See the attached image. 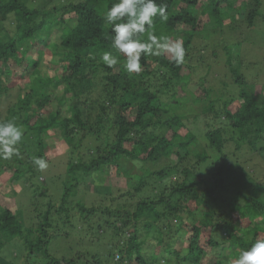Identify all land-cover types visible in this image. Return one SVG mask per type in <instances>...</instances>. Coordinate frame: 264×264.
Returning <instances> with one entry per match:
<instances>
[{
  "label": "trees",
  "instance_id": "16d2710c",
  "mask_svg": "<svg viewBox=\"0 0 264 264\" xmlns=\"http://www.w3.org/2000/svg\"><path fill=\"white\" fill-rule=\"evenodd\" d=\"M252 1L251 27L261 0H157L167 5L168 20L157 16L149 30L179 38L186 55L177 64L170 54H142L141 71L129 74L103 19L118 0H0V97L17 90L0 121L24 129L20 155L0 159V169L34 192L36 220L24 225L0 198V264H16L1 252L19 238L28 249L23 264L38 257L42 264H231L264 239V176L254 178L264 171V87L240 73L243 43L222 46L221 59L220 49L194 48ZM203 46L212 56L201 54L197 64ZM105 51L119 63L105 65ZM244 146L246 160L236 154ZM37 156L60 160L66 172L59 205L32 163ZM161 161L160 170L146 165ZM134 162L143 164L135 175ZM89 178L120 193L113 207L75 200L93 191ZM246 182L249 192L241 188ZM135 198L141 201L132 211ZM188 209L190 216L202 211L193 223L184 218ZM223 209L229 220L217 224ZM76 216L99 251L58 259L50 243Z\"/></svg>",
  "mask_w": 264,
  "mask_h": 264
},
{
  "label": "rangeland",
  "instance_id": "374dc122",
  "mask_svg": "<svg viewBox=\"0 0 264 264\" xmlns=\"http://www.w3.org/2000/svg\"><path fill=\"white\" fill-rule=\"evenodd\" d=\"M261 2H262V5L260 8L261 9L260 15L255 17V20H254L255 22L252 27L249 25L248 20H249L250 14L254 12L255 2L253 1L250 2L249 7L245 11L244 14H241L239 10L235 11V13L233 14L234 16H236V20L232 21L233 19H231L232 22L228 21L223 29L219 28L217 29L216 32L212 33L210 37H208V41H209L208 43H204L202 41L201 43L197 42L194 47V48H197V47H200V45H205L208 47L209 51L213 49H220L221 53L219 54V58L221 59V57L224 56V53H222L223 49H221L222 46L224 45L231 46V44L238 43V42L243 43V46H241V52H239V60H241L242 62L240 65L242 67L240 73L241 75L245 77V80L248 81L249 84H251V86L256 87V88L264 87V22H263L264 21V0H261ZM226 10L228 12L230 9L226 8ZM232 27L234 29H232ZM204 49L205 47L201 48V51H199L200 53L198 55L200 56L199 58L196 59L197 64L200 62L199 59L201 57V54L207 53L204 51ZM184 54L186 55V53ZM207 54L211 57L212 51L208 52ZM200 71L202 74H204L203 70H200ZM16 92L17 90H15V92L13 93L3 94L0 97V114L2 118L6 115V111L8 107L17 101ZM64 114L65 112H62V115ZM55 143L57 144L59 153H61L60 151L62 150L61 147L64 146L63 142L58 140ZM245 147L246 146H244L243 148H241V150L237 152H236V149L234 148L233 151H235L236 154L242 152L243 153L242 155L246 160V158H249L251 151L250 149H247ZM54 157H55L54 155L51 156V158H54ZM59 161L60 160L55 159L51 164H49V167L45 171H43V175L46 178L47 183L49 184L52 190V193L55 196L53 200L58 205L60 204L59 200L61 199L60 197L62 194L61 189H60L62 186L60 185V182H62V180L65 177L64 174L66 173L63 169L62 164L59 163ZM191 163L193 164L194 162H191ZM133 164L134 165L132 166H135V170L132 168V166H130V168L133 169L132 174L135 175L141 172L140 168L143 166V164L135 163V162ZM146 165L147 167L152 168L153 171L160 170L162 166L164 167V164L162 161L159 162L157 165H153V164L151 165L149 162ZM263 174H264V171H259L257 172L256 177L254 174V178L262 177L264 176ZM171 178L175 179L176 177L173 176ZM87 182L93 183L94 185V188L92 191L93 193L91 192L90 194L89 192L88 197L86 198L79 197V198H76L75 200L87 201L86 204L90 207L91 206L113 207L112 199L120 198V193L113 190L110 186L100 185L98 181L95 180L94 178H89ZM250 184L251 182H248L246 185L243 184L241 188L245 192H249ZM41 186L43 187V184H41ZM26 187H27V183H24L23 180H20L18 182L10 181V178H8V175L6 174V172L0 169V198L2 200H6V202L10 206H12V208H15L14 213H16V215L18 216V218L20 219V221H22L24 225H27L29 227L30 224L36 221L35 218L31 219L33 215L32 205L34 204L35 198H33L34 192H31V188H29L30 190H27ZM150 192L151 190L149 191L148 194H150ZM97 195L99 196L109 195L111 197H116V198H97L96 197ZM146 195L147 194H145L144 196ZM226 198H230V197H226ZM139 201H141L140 198H135L133 200H130L131 205L129 204L128 207L131 208L133 211L135 209L136 204ZM12 204H15V205L13 206ZM206 210H208V208H206ZM185 211L186 213L184 214L185 215L184 218L185 220H188L191 223L195 222V220L198 218V216L202 212L201 209H195L194 215L190 216V214L188 213L190 209L185 210ZM226 211L227 213H230L228 210ZM226 211L224 209L222 213L221 211H218L217 213L218 215L224 214L226 216H224L223 219H221L220 217L217 220H215L217 224L218 222L222 224L224 223L225 220H229L230 216L226 213ZM73 220H71L69 224H64V226L62 225L60 230L61 232L63 231L64 235L57 234L59 236H57L56 238H53V240L50 243V247H49L50 252L53 256H55L58 259H62V258L68 259V257H70L71 255H76L79 252L94 255V254H97V251H99L98 242L89 241L87 239L86 233L82 231V229L84 228V223L82 221L81 222L79 221L80 218L76 216L75 219ZM173 224H177V221L173 220ZM56 228L57 226L55 227V229ZM66 232L70 234L69 237L65 235ZM172 235L174 234L172 233ZM170 238H171V241L176 240L175 237L173 236H171ZM170 238L169 236L166 237V239L168 240H170ZM105 239L106 241L110 240V237L108 236V234L105 236ZM151 243L155 244L156 242L151 241ZM107 248H104L105 253H107L108 251L110 252V250ZM146 250L148 251V254H149L152 249L150 247H147ZM219 252H220V249H215L213 251L214 254H218ZM1 254L4 257L6 256L13 263L23 264L22 261L27 257L28 249L24 241L19 238L17 240L10 242L1 252ZM41 261L42 260L40 259V257L36 259L33 258V262H35L36 264H42ZM30 264H31V261H30Z\"/></svg>",
  "mask_w": 264,
  "mask_h": 264
},
{
  "label": "clouds",
  "instance_id": "9594fccd",
  "mask_svg": "<svg viewBox=\"0 0 264 264\" xmlns=\"http://www.w3.org/2000/svg\"><path fill=\"white\" fill-rule=\"evenodd\" d=\"M168 20L167 5L157 0H118L104 14L103 19L112 25V47L125 58L123 68L127 73L141 71V56L170 54L175 63L183 62L184 49L179 38L173 40L167 35L157 36L153 28L155 18ZM119 21V22H118ZM146 38L142 39V37ZM109 68L119 63L111 52L105 51L100 57ZM24 129L14 120L0 121V159L9 160L20 155L19 145ZM40 172L49 167L43 156L32 160ZM231 264H264V239L257 238L250 248L239 252Z\"/></svg>",
  "mask_w": 264,
  "mask_h": 264
}]
</instances>
